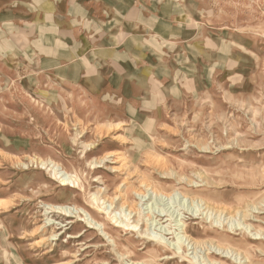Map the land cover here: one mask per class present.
Returning a JSON list of instances; mask_svg holds the SVG:
<instances>
[{"label":"rangeland","instance_id":"1","mask_svg":"<svg viewBox=\"0 0 264 264\" xmlns=\"http://www.w3.org/2000/svg\"><path fill=\"white\" fill-rule=\"evenodd\" d=\"M198 6L163 87L6 66L0 264H264V0Z\"/></svg>","mask_w":264,"mask_h":264},{"label":"crops","instance_id":"2","mask_svg":"<svg viewBox=\"0 0 264 264\" xmlns=\"http://www.w3.org/2000/svg\"><path fill=\"white\" fill-rule=\"evenodd\" d=\"M199 1L0 0V82L7 65H29L122 96L163 87L172 78L160 73L175 65Z\"/></svg>","mask_w":264,"mask_h":264},{"label":"bare ground","instance_id":"3","mask_svg":"<svg viewBox=\"0 0 264 264\" xmlns=\"http://www.w3.org/2000/svg\"><path fill=\"white\" fill-rule=\"evenodd\" d=\"M60 182H61V186H65L66 184H68V183H70V182H72V180H71V178H70V176L69 175H67L66 173H65V175H63V178L61 179L60 178ZM93 197H94V194L92 195ZM199 200V199H198ZM100 201V200H99ZM98 201V202H99ZM102 207V206H101ZM60 209H62L63 207H59ZM97 210H99V209H97ZM148 214V213H147ZM114 218V217H113ZM112 218V219H113ZM92 220V219H91ZM129 219L128 218H126V221L125 222H123V221H119L120 223H122L124 226L125 225H127V221H128ZM129 223V222H128ZM88 224V223H87ZM181 225H183V223L181 224ZM133 227H135L136 225L135 224H133L132 225ZM130 227V226H129ZM137 227V226H136ZM124 228V227H123ZM245 229V228H244ZM183 231H184V228H183ZM145 232V231H144ZM185 233V232H184ZM185 235V234H184ZM263 238V237H262ZM161 239V238H160ZM186 240V239H185ZM154 241V240H153ZM205 241V240H204ZM191 242V243H190ZM203 242V241H202ZM207 242V241H206ZM160 243V242H159ZM187 243L188 244H190L191 246H193V244H197L198 242H196V240H192V238H189V236H187ZM161 244V243H160ZM178 244V243H177ZM180 244V243H179ZM202 244V243H201ZM206 244V243H205ZM180 247V246H179ZM213 249V248H212ZM218 249H221V247H219ZM176 252V251H175ZM185 254V253H184ZM191 261V260H190ZM136 264H138V263H136ZM143 264V263H142ZM201 264V263H200Z\"/></svg>","mask_w":264,"mask_h":264}]
</instances>
